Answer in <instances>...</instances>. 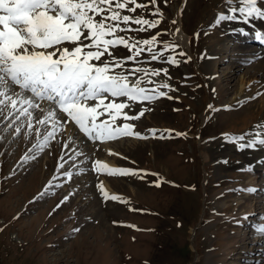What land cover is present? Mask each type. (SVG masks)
<instances>
[{
	"label": "rangeland",
	"instance_id": "obj_1",
	"mask_svg": "<svg viewBox=\"0 0 264 264\" xmlns=\"http://www.w3.org/2000/svg\"><path fill=\"white\" fill-rule=\"evenodd\" d=\"M138 2L147 4L148 0ZM157 4L163 14L157 28L118 35L144 40L158 32L175 33L179 29V33L162 34L158 40L179 45L176 51L185 52L191 59L185 63L186 57L177 56L180 63L174 66L164 62L173 54L170 51L158 61H151L150 54L144 52L138 63L124 65L125 69L167 68V77L162 72L151 80L153 84L167 82L176 89L168 93L173 99L161 97L124 110L136 115L145 109L140 119L127 123L147 138L121 136L91 142L68 122L63 128L57 127L55 138L43 150L30 151L34 144L43 143V136L51 130V124L42 127L37 123L48 111L46 102L41 104L44 112L33 110L31 130L24 117L17 121L23 122L19 135L14 129L4 130L7 122L0 123V264L264 261V238L259 231L264 228V163H257L264 159V149L238 151L222 138V133L240 135L264 125V50L254 42L250 25L223 21L209 27L215 23L214 14L220 7L229 14L226 0H167V5L157 0ZM153 10L151 6L135 13L124 10L121 15L139 17L143 13L144 18L154 20L157 17L148 15ZM250 24L264 29V22ZM238 27L248 35L231 31ZM131 28L138 25L131 24ZM161 47L157 44L154 50ZM112 51L121 59L131 55L123 46ZM135 79L130 77L133 83ZM153 84L142 82L140 86L150 88ZM209 105L218 111L209 109ZM57 116L63 114L58 112ZM124 123L123 119L116 121L117 125ZM36 128H40L39 137ZM149 129L159 131L152 137ZM164 130L174 131L169 136ZM104 145L117 154H106ZM76 152L83 154L76 156ZM202 153L209 155L207 161ZM26 155L30 158L22 159ZM61 156L67 163L60 172L71 171L70 180L57 173L58 163H64ZM104 158L113 161L116 168L134 170L139 175L93 171L94 162ZM248 165L260 173L263 186L255 192L262 201L256 205L259 214L243 220L236 215L235 199L245 193L251 174L244 170ZM54 176L59 177L54 184L62 186L52 187L40 197ZM102 178L113 190L120 191V201L104 199L98 187ZM156 182H160L159 187ZM65 196L67 202L58 208ZM236 219L243 220L242 226H236ZM76 228L80 231H74ZM235 231L239 234L231 239Z\"/></svg>",
	"mask_w": 264,
	"mask_h": 264
},
{
	"label": "snow or ice",
	"instance_id": "obj_2",
	"mask_svg": "<svg viewBox=\"0 0 264 264\" xmlns=\"http://www.w3.org/2000/svg\"><path fill=\"white\" fill-rule=\"evenodd\" d=\"M164 2L167 5V0ZM226 3L230 5L229 14L220 12L215 23L209 27H217L223 21L247 24L253 28L255 39L264 43V30L250 24L251 21L264 22V7L260 6L264 4V0H226ZM150 6L154 10L148 15L157 19H146L143 13L139 17L121 15L124 10L135 13L137 9ZM162 19L163 14L157 0H148L147 4H141L138 0H0V117H4V121L0 123L7 122L4 130L14 129L15 134L19 135L23 122L17 124V121L21 117L26 118L31 130L33 110L44 112L41 104L46 102L48 111L37 123L42 127L51 124V130L43 136V143L34 144L30 151L43 150L49 140L55 138L57 127L63 128L68 122L74 123L91 142H104L121 136L147 138L135 133L134 126L127 123L140 119L145 109L136 115H129L124 110H131L136 103L152 102L161 97L173 99L168 93L176 89L167 82L153 84L151 80V77L159 76L162 72L167 77V68L125 69L124 65L129 61L138 63L137 58L144 52L150 54L151 61H158L165 52L170 51L173 54L168 55L164 62L174 66H179L180 63L177 56L186 57L185 63L191 58L183 51H176L179 45L158 40L162 34L179 33V29L175 33L158 32L144 40L126 39L118 33L149 31L157 28ZM172 23L175 24V20ZM131 24L138 25V28L132 29ZM231 31L248 35L243 27L233 28ZM195 36L198 39L199 33ZM66 44L71 47L65 46ZM157 44L162 45L160 51L154 50ZM120 46L127 48L131 55L117 58L112 50ZM106 55L108 58L104 59ZM137 73L142 75L137 76ZM130 77L136 78L134 83ZM142 82L153 86L141 87ZM161 88L165 91H161ZM209 109L218 111L212 105H209ZM58 112L63 116L58 117ZM118 119H123L125 123L117 125ZM260 129H264V125H256L250 132L240 135L222 133V137L226 143L234 144L238 151L264 149V131ZM35 131L39 137L40 128ZM148 131L155 137L159 130ZM164 131L171 136L174 130ZM160 136L163 138L164 133ZM82 154L75 153L76 156ZM29 158L26 155L22 159ZM60 160L64 161V156ZM65 163L67 161L58 163L57 173L70 180L73 176L71 171L60 172ZM257 163H264V159ZM244 170L252 172L254 169L252 165H248ZM93 171L109 175H139L137 171L130 169L109 168L98 160L93 164ZM58 178L54 176L50 180L40 197L46 195L48 189L62 186L54 184ZM140 178L143 179V176ZM155 186L159 187L160 182H156ZM98 187L105 200H121L119 196H109L102 184ZM243 191L254 192L256 189L247 187ZM67 200L68 197L65 196L57 207ZM242 219L247 220L248 214ZM234 222L240 224L242 220L236 219ZM74 231L78 232L80 229L76 228ZM259 231L264 238V228ZM257 264H264V261H258Z\"/></svg>",
	"mask_w": 264,
	"mask_h": 264
},
{
	"label": "bare ground",
	"instance_id": "obj_3",
	"mask_svg": "<svg viewBox=\"0 0 264 264\" xmlns=\"http://www.w3.org/2000/svg\"><path fill=\"white\" fill-rule=\"evenodd\" d=\"M220 12H224V7H220L216 12H215V18L217 17V15ZM264 30V29H261ZM255 36V35H254ZM252 40H255L252 38ZM257 43L260 44V47L262 50H264V43L256 40ZM254 54V52H253ZM252 57V56H251ZM263 63H260V65H262ZM223 138V137H222ZM224 140V139H223ZM232 146H234V144L232 143H228ZM105 147V151H107L106 154H109V156H115L117 153L116 151H114V149H112L109 145H104ZM237 148V147H236ZM110 152L112 154H110ZM203 152V151H202ZM204 161H207L209 158V155L207 153H202ZM107 156V155H106ZM100 162L106 164L109 168H116L117 165L113 162V161H109L108 159H102ZM262 166V165H259ZM259 178H260V173L259 171L255 168L251 174L249 175V179L246 183V186L244 187H254L255 189L261 188L263 186V184L261 182H259ZM101 179V178H100ZM102 186L104 191H106L109 196H121L120 191L118 192V190H113V188L109 185V183L107 182V180L105 178H102ZM242 196H240L238 199H235V204L237 205L236 208V215L237 216H241V219L245 216V214H248L252 216H257L259 213L256 212V205L258 204V202L260 203L262 200H259V196L257 194V192H247L245 191L244 194H241ZM264 213V211L262 212ZM249 220V219H248ZM243 222V220H242ZM242 222L240 224L236 223V226H242ZM237 234H239V232L235 231L234 235L231 236V239L236 236Z\"/></svg>",
	"mask_w": 264,
	"mask_h": 264
}]
</instances>
